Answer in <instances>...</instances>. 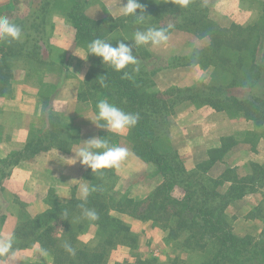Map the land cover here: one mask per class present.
I'll return each instance as SVG.
<instances>
[{
	"label": "rangeland",
	"instance_id": "1",
	"mask_svg": "<svg viewBox=\"0 0 264 264\" xmlns=\"http://www.w3.org/2000/svg\"><path fill=\"white\" fill-rule=\"evenodd\" d=\"M45 1L50 6L43 8L44 0H0V16L8 17L17 25L20 20L29 19L36 13H46L47 20L45 35L38 42L39 48L34 60L16 59L18 56L11 58L14 70L12 90L0 97V120L4 122L14 118L16 123L17 120L22 123L28 118L32 128L30 139L34 134L39 136L38 131H42L46 125L45 119L49 116L60 117L62 132L65 135H79L76 142L64 153L51 147L35 153L30 160L40 162L51 151L73 160V151L83 146L82 141L98 137L101 130L90 121L96 115L91 97H78L87 88L85 78L92 62L89 58L84 60L78 56L86 50L75 44V29L67 18L70 9L68 2ZM202 1L205 9L201 10V14L206 16L207 25H211L214 30L220 28L222 32L232 24L240 27L257 25L254 27V36H260L256 60L261 77L255 85H250L249 54L244 58L243 51L241 55L236 49L234 51L226 47L225 50L221 47L222 51L218 54L232 58L242 56V68L234 70V67L225 64L215 66V62H219L218 54L213 57L210 54L212 45L209 36L201 37L193 31L173 28L176 20H166L159 24L160 27L172 25L166 44L138 46L133 51L138 57V67L152 76L154 85L151 89L162 95H172L169 99L172 106L168 119V137L185 166L187 182L204 184L216 192L211 203L224 211L228 224L237 235L260 238L264 227V118H258L255 122L234 106L215 109L205 101L208 96H219L220 99L254 96L264 99V0ZM118 6L119 0H84L81 12L91 28L106 34V39L111 40L118 33H125L121 26L112 31L103 28L111 25L103 24V21L121 16ZM27 32L22 29L20 41L25 40ZM133 34H129V38L132 39ZM34 36H37L36 32ZM33 43L34 40L30 38L27 45ZM7 44L0 41V49ZM13 47L17 50L15 45ZM208 59L213 60V63ZM234 73L236 80L244 85L231 84ZM218 88L221 89L219 93L216 92ZM113 135L117 138L116 146L129 150L128 157L119 169L111 172L110 179L115 182L113 196L116 199L124 196L141 199L161 182V176L155 173L151 163L133 154L128 131ZM75 163L76 184L67 193L66 200L73 194L79 196L80 184H88L87 180L81 178L83 166L78 160ZM11 166L0 163V219L2 215L7 216L14 207L17 219L28 214L25 202L20 199L23 195L28 196L27 192L30 191L24 179L16 182L13 192H5V179ZM228 180H232V183ZM47 195L43 193L47 207L59 203L57 197L61 193L49 195V198ZM121 218L129 225L134 241L132 245L117 244L116 249L110 252V262L112 259L125 263L143 256L154 257L160 263L175 258L178 264H199L205 257L198 250L185 246L184 232L176 230L174 235L169 234L163 220H140L127 214L121 215ZM1 224L0 237H3ZM96 230L95 225H88L80 236V242L95 246L98 238ZM32 250V246L19 250L22 254L17 258H30L36 262L52 260L51 253L37 260Z\"/></svg>",
	"mask_w": 264,
	"mask_h": 264
},
{
	"label": "trees",
	"instance_id": "2",
	"mask_svg": "<svg viewBox=\"0 0 264 264\" xmlns=\"http://www.w3.org/2000/svg\"><path fill=\"white\" fill-rule=\"evenodd\" d=\"M65 1L70 7L67 18L75 29L77 46L86 50L87 44L93 39H106V34L91 28L89 21L82 14L84 0ZM138 2L144 9V13L142 10L140 13L144 15L143 23H137L131 16L109 17L103 21V24H111L103 28H110L112 31L121 26L125 31L124 35L118 33L111 40L107 39L113 46H116L118 39H129L124 42L133 43L129 34L149 27L165 28L167 32L173 28L193 31L201 37L209 36L212 57L222 51L221 47L225 50L227 47L230 50L243 51V55L242 52L240 54L244 58L249 54L250 85L253 86L260 80L261 75L256 60L260 36H254L256 24L247 27L232 24L221 32L220 28L214 30L211 25H207L206 16L201 14L205 9L202 6V0H190L187 7L179 6L176 0H161V2L138 0ZM47 6L50 4L44 0L42 7ZM139 11L140 9H137L138 13ZM45 14L36 13L29 19L20 20L18 24L21 29L28 31L25 40L8 43L3 47L4 50L0 49V97L12 90L14 70L11 58L18 56L16 59L34 60L36 50L39 48L38 42L45 35L47 25ZM166 20L173 22L176 20L173 23L175 27H160L159 24ZM35 32L37 36H34ZM30 38L35 43L29 46L27 44ZM14 45L17 50L13 47ZM242 56L232 58L218 54L219 62H215V66L225 64L231 65L234 70H239L243 64ZM88 58L92 65L85 78L87 88L83 89L78 97L80 95L84 99L91 97L95 111H97L98 101L107 99L125 112L139 114L136 126L128 130L131 150L144 162L151 163L155 167V173L161 176V182L141 199L130 196L116 199L112 193L115 182L110 179L114 169L101 170L102 174H100L92 173L86 166L81 165L83 166L81 178L87 180L90 187L94 189L87 201H82L79 196L73 194L65 202L52 204L35 216L23 214L11 233L15 235L14 252L39 245L47 253H51L52 260L49 264H178L175 258L167 263H160L154 257L143 256H137L133 261L125 263L112 261V259L110 262V252L116 249L117 244L132 245L134 241L129 225L121 218V215L127 214L140 220H163L164 228L171 235H174L176 230L184 232L185 246L205 255L199 264H264V227L260 238L237 235L228 224L224 211L211 203L216 192L209 190L204 184L187 182L185 166L168 137V119L172 106L169 99L172 95H162L153 91L151 88L154 81L151 74L140 68L138 72H134L135 65H129L126 69L117 72L107 65L104 66L101 63L102 58L92 54ZM210 59L208 60L213 63ZM125 71L131 78L124 76ZM105 76L107 86L101 87L99 81ZM233 83L234 86L245 84L236 80L235 73L231 84ZM216 92H221V89H216ZM218 97L208 96L205 103L215 109H228L234 106L245 117L252 118L255 122L258 118H264V99L262 98L253 96L243 99L236 97L220 99ZM45 120L46 125L42 129L43 132L38 131L39 136L34 134L22 150L7 154L0 163H5L7 166L15 165L20 161L30 160L35 153L51 147L64 153L72 143L76 142L79 135H65L62 132V127L59 126L60 117L49 116ZM98 134V137L107 140L110 146H116L117 138L115 139L113 133H107L105 129H101ZM223 180L226 181L225 177ZM228 181L232 183V180ZM82 204L85 208L94 210L99 218L95 221L87 219L83 215ZM4 218L5 215H2L0 222L3 223ZM88 225H95L97 229V243L93 247L80 242V236ZM65 244L74 249V255L65 249ZM7 257L0 256V262L7 260ZM24 264L46 263L35 261Z\"/></svg>",
	"mask_w": 264,
	"mask_h": 264
},
{
	"label": "clouds",
	"instance_id": "3",
	"mask_svg": "<svg viewBox=\"0 0 264 264\" xmlns=\"http://www.w3.org/2000/svg\"><path fill=\"white\" fill-rule=\"evenodd\" d=\"M181 7H187L190 0H176ZM119 14L124 17H134L137 23L144 22V15H141V10L144 13L142 5L138 0H119ZM137 9H140L139 13ZM114 17V16H113ZM169 28L172 25L168 26ZM22 39V29L19 25L11 21L8 17L0 16V41L11 43ZM128 39L117 40L116 46H113L107 39L95 38L86 46V51L78 56L81 59L87 60L90 54L102 58L101 63L105 66L120 72L126 69L129 65H136L133 68L134 72L139 71L138 57L133 54V48L138 46L151 44L152 46H161L168 42L169 35L165 28L149 27L145 30H136L131 41L133 43L126 44L124 41ZM126 78H131L128 72H124ZM101 87L107 86V78L99 81ZM96 115L93 120H90L96 127L105 129L107 133L123 134L129 129L136 126L139 120L138 113L125 112L116 105L110 103L107 99H101L96 104ZM83 146L75 151L73 158L74 163L78 160L81 165L86 166L91 172L102 174L104 169H119L121 163L128 157L129 150L126 147L110 146L108 141L101 137H92L82 141ZM94 189L87 183H82L78 186L79 198L82 201H87L91 191ZM83 209V215L91 220H97L98 214L91 209ZM15 235L9 234L0 237V256L14 255ZM65 249L70 254H75L74 249L68 245H64ZM32 254L35 259L40 260L47 256V252L39 245H34Z\"/></svg>",
	"mask_w": 264,
	"mask_h": 264
},
{
	"label": "crops",
	"instance_id": "4",
	"mask_svg": "<svg viewBox=\"0 0 264 264\" xmlns=\"http://www.w3.org/2000/svg\"><path fill=\"white\" fill-rule=\"evenodd\" d=\"M0 127L3 130V133L0 134V159L13 151L22 150L27 144L30 130H32L28 118H25L22 123H19L18 120L16 123L14 118L4 120V122L0 120ZM21 179H24L23 181L28 185L30 191L27 192L28 196L23 195L20 199L25 202V210L28 215L35 216L48 208L47 201H45L46 196L43 197V193L46 195L49 193L48 198L54 193H61L57 197L58 202H64L67 199V193L76 184V163L70 157H65L56 151L49 152L40 162L35 160L20 161L10 167L9 174L5 179L7 181L5 192H13L16 182ZM9 201L11 202V200ZM17 221L16 208L14 207L7 216L5 215L3 224H1L3 236L12 233ZM19 254L22 253L16 251L14 255H9L3 264H24L36 261L22 257L19 260L17 258ZM44 263L49 264V261Z\"/></svg>",
	"mask_w": 264,
	"mask_h": 264
}]
</instances>
